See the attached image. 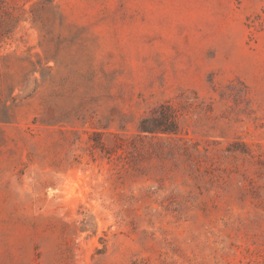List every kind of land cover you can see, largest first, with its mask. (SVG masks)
<instances>
[{"label": "rangeland", "instance_id": "rangeland-1", "mask_svg": "<svg viewBox=\"0 0 264 264\" xmlns=\"http://www.w3.org/2000/svg\"><path fill=\"white\" fill-rule=\"evenodd\" d=\"M0 264H264V0H0Z\"/></svg>", "mask_w": 264, "mask_h": 264}]
</instances>
